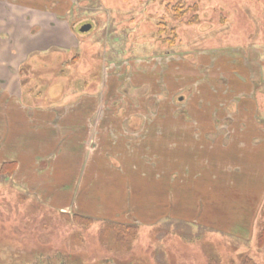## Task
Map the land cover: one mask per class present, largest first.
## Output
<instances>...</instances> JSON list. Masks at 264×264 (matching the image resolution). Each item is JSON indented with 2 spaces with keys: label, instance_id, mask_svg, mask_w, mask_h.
<instances>
[{
  "label": "rangeland",
  "instance_id": "374dc122",
  "mask_svg": "<svg viewBox=\"0 0 264 264\" xmlns=\"http://www.w3.org/2000/svg\"><path fill=\"white\" fill-rule=\"evenodd\" d=\"M8 1L32 4L38 12L63 20L72 32L70 38L48 34L46 27H41L44 23L36 26L25 23L24 18L22 22L11 19L12 35L22 40L9 32V63L18 65L17 78L27 110L51 107L73 112L173 113L189 108L206 119L211 109L219 106L227 118L198 122L218 124L225 134L224 144L235 137L226 135V129H249L255 135H251V143L263 149L264 0H173L171 6L183 1L185 14L178 19L166 7L168 0ZM17 10L12 8V15L17 16ZM84 25L90 29L82 33ZM34 33L38 51H30L33 46L27 44L35 41ZM170 38L172 44L163 40ZM168 78L174 84L187 78L188 85L178 96L164 101ZM144 81L157 99L141 84ZM164 115L160 114L152 127H163ZM42 136H26L32 150L20 153L21 161L24 157L41 158L42 154L33 150L47 153L55 142L52 140L58 138L46 135L49 145H42ZM60 148L53 147L55 157ZM259 155L262 159V151ZM172 157L179 160L178 152ZM255 164L262 167L245 169L240 183L234 184L236 195L247 183L255 185L258 177L257 188L260 192L264 189V164ZM237 169L234 175L243 171ZM13 175L0 173V264H264V199L254 232L243 240L239 238L245 230L241 237H231L211 226L196 225L193 210L186 214L187 221L168 216L180 213L185 196L188 202L183 207L193 208L189 201L194 189L183 181L170 184L163 178L137 181L138 177H126L117 184L93 183L90 194L81 190L80 204L94 216L105 210L115 216L84 215L83 222L48 199L64 187L63 193L55 192L59 200L72 203L74 197L76 201L78 193H66L67 185L34 174L22 185ZM233 179L230 175L229 181ZM35 180L40 183L36 189L30 183ZM175 187L180 189L181 201ZM243 209L252 210L249 206Z\"/></svg>",
  "mask_w": 264,
  "mask_h": 264
},
{
  "label": "crops",
  "instance_id": "0c3cea01",
  "mask_svg": "<svg viewBox=\"0 0 264 264\" xmlns=\"http://www.w3.org/2000/svg\"><path fill=\"white\" fill-rule=\"evenodd\" d=\"M12 8H18V17L12 15ZM12 18L18 19V22H22L24 18L25 23L30 22L36 26L44 23L45 26L41 27H46L48 34L54 32L66 34L67 38L72 35L63 20H58L57 17L48 13L38 12L32 4L19 5L16 1L0 0V36L3 37L0 38V56H2L0 59V167L2 164H15L16 169L12 179L24 185L28 177L33 174L38 177L55 178L57 183L67 185L66 193L75 192L78 196L76 201L73 197L72 203H69V199L62 202L55 193H63L65 188L62 187L56 191L54 188L51 189L54 191L53 196L48 199H52L53 203H59L57 208L61 211H72L75 215L82 217L115 216L113 212H106V210L94 216L92 210L88 211L84 205L80 204L81 190L84 189L90 194L89 190L92 189L93 183L107 181L110 184H117L118 179L126 177L130 179L138 177L137 181L149 177L152 181H159L163 178L164 183L169 182L170 184L176 182L181 184L183 181L185 185L194 189L189 201L193 208L183 207V204L188 202L185 196L180 213H170L168 216L176 217L178 221H187L186 214L193 210L195 217L193 223L196 225L211 226L231 237H241L245 230L239 239L250 238L264 199V189L260 192L257 188L259 177L256 178V186L249 182L248 186H245L247 188L244 187L238 195H236L237 189L234 188V184L240 183L245 175L246 168L251 170L252 166L262 167L260 164V166L255 164L256 162L264 164V145L260 150L262 145L251 143V135H255L251 134L249 129H226V135L235 137L234 139L231 137L224 144L225 134L220 132L219 125L215 122L212 126L200 124L198 121L203 120V116L196 111H190L189 108L185 109L187 112L183 110L173 113L132 110L73 112L63 111V109L58 111L51 107L29 111L22 103V84L17 78L19 77L17 75L18 65L9 63L10 46L12 45L9 32L12 35L10 28ZM33 36L36 37L35 33ZM13 37L22 40L21 37ZM36 39L32 42L26 41L27 44L33 46L30 51L40 49L38 39ZM13 68L16 69L15 73H13ZM178 71L176 70L175 73L178 74ZM184 79V81L177 79L176 84L172 83L170 78L167 79L169 84H164V98H166L164 101L171 100L185 90L184 85H188V82L187 78ZM141 84L148 88V82L144 81ZM193 87L197 89L196 86ZM149 91L148 88V93ZM211 93L214 91L212 90ZM149 95L157 99L152 91ZM181 100L178 99V101ZM221 103L223 104V101ZM201 107L200 105L199 108ZM210 112V116L207 114L204 119L206 123L214 119L221 121L225 116L226 118L229 116L226 111L219 109V106L211 109ZM160 114H165L163 127H152L155 125L154 122L160 118ZM92 120L98 122L94 123ZM51 134H56L58 137L57 140H52L55 142L50 147L51 150L47 153L33 150L40 152L42 157L31 156L24 157L23 161L20 160V153L26 152L27 148L32 150L27 145V135H44L41 143L49 145L46 135ZM56 145L57 149L61 145L59 151L66 153L65 158L61 152L57 157L53 155V147ZM165 151L168 152V157L165 156ZM261 151L262 159L259 155ZM157 152L160 155L158 158H156ZM175 152L179 154L177 161L178 158L172 157V153ZM61 157L64 161L60 159ZM157 168L160 170H156ZM222 168H225L223 170L225 172L220 171ZM236 168H242L243 171L236 172L234 175ZM230 175L235 176L236 181L234 179L229 181ZM262 178H264V173ZM30 183L34 189L40 187V183L36 180ZM249 184L254 187H249ZM177 191L181 201L180 189L175 187V194ZM228 191L230 194H227ZM249 201L254 204L249 205ZM246 206L251 207L252 210L247 212L243 209ZM215 225L217 228L214 227Z\"/></svg>",
  "mask_w": 264,
  "mask_h": 264
},
{
  "label": "trees",
  "instance_id": "16d2710c",
  "mask_svg": "<svg viewBox=\"0 0 264 264\" xmlns=\"http://www.w3.org/2000/svg\"><path fill=\"white\" fill-rule=\"evenodd\" d=\"M183 1H178L176 2L173 6H171L172 3H174L173 0H168V4L166 5V7L169 8V10H171L174 19H178L182 16V14L184 15L185 13H183ZM162 31H163V26L161 27ZM162 32H160L161 34ZM164 41H167L168 43L172 44L174 39L170 38V39H163ZM16 169V165L13 163H9V164H2L0 167V173L1 174H6V175H13ZM75 219L77 220H83V222L86 220L85 218H83L82 216L79 215H75ZM85 219V220H84ZM90 220V219H89ZM264 239V236H263Z\"/></svg>",
  "mask_w": 264,
  "mask_h": 264
},
{
  "label": "water",
  "instance_id": "95a60500",
  "mask_svg": "<svg viewBox=\"0 0 264 264\" xmlns=\"http://www.w3.org/2000/svg\"><path fill=\"white\" fill-rule=\"evenodd\" d=\"M90 29V26L89 25H84L83 27H81L80 31L83 33V32H86Z\"/></svg>",
  "mask_w": 264,
  "mask_h": 264
},
{
  "label": "flooded vegetation",
  "instance_id": "af4514ba",
  "mask_svg": "<svg viewBox=\"0 0 264 264\" xmlns=\"http://www.w3.org/2000/svg\"><path fill=\"white\" fill-rule=\"evenodd\" d=\"M42 258L44 259V258H47V257H46V256H43ZM40 260H41V259H40Z\"/></svg>",
  "mask_w": 264,
  "mask_h": 264
}]
</instances>
